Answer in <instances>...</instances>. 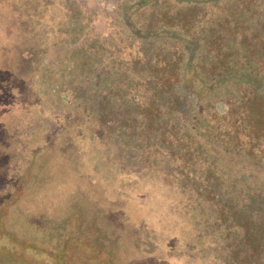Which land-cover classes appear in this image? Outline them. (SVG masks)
<instances>
[{"label":"rangeland","instance_id":"obj_1","mask_svg":"<svg viewBox=\"0 0 264 264\" xmlns=\"http://www.w3.org/2000/svg\"><path fill=\"white\" fill-rule=\"evenodd\" d=\"M207 1L214 0H141V4L148 5L132 14L131 21L136 26L131 22L129 25L138 34L146 22L157 30L172 27L183 34L177 19L151 23L152 12L203 18L196 24L202 28L211 16L222 20L230 6L235 10L243 8L240 0H215L216 5ZM132 2L0 0V264H105L107 258V264H225V237L212 213L214 208L201 199L205 198L203 195L195 196L192 183L185 187L186 177L201 183L200 172L207 164L198 163L196 168L188 169L185 161L195 162L199 156L196 145L201 144L204 150L197 134L205 131L199 132L198 127L189 134L184 145L187 142L189 150L195 152L192 158H180L141 144L140 125L132 134L129 129L114 128L110 113L96 111L92 101L77 97L81 92L85 96L99 94V88L91 89L89 84L93 80L91 71L101 67L95 69L94 65L89 73L76 64L79 59H87L83 51L93 52L96 41L104 43L100 44L105 48L101 60L108 62L106 71L110 74H122L126 67L131 69L133 60L143 62V52L150 50L131 38L121 18L124 8ZM262 2L255 0L247 9L256 10L252 7ZM252 12L245 13L246 21ZM167 14L159 17L168 18ZM250 18L252 25L257 18ZM183 27L186 31L190 25ZM195 30L192 27L188 35ZM241 33L242 29H233L225 39L237 45ZM250 33V29L243 33L248 41L233 52L235 58L258 60L257 52L251 51L254 40ZM258 35L264 42V35ZM155 38L148 53L157 62V53L170 52L177 40ZM81 49V57L71 56V51ZM201 51L202 48L197 49L195 57L188 59L191 64L186 67V82L196 76ZM250 64L243 66L239 76H232L235 82L226 86L228 92L208 99L212 113H223L224 101L242 94L243 89L237 92L242 81L247 79L248 83L262 77L261 71L252 69ZM212 73L210 69L208 74L202 72L209 78L222 75ZM146 74L132 75L139 82L136 98L146 92ZM111 84L115 95L121 84ZM255 89L260 98L264 97V88L255 85ZM101 95L104 97L105 93ZM241 106L246 107L247 102ZM199 110L205 113L201 104ZM173 116L178 126L184 124L182 117ZM205 155L200 156L206 162L214 157ZM237 161H241L235 173L241 177L237 184L239 195L247 187L252 193L259 191L260 186L264 189L263 166H252L250 171V166L241 165L248 161L240 157ZM37 219L49 226L37 229ZM67 219L75 227L80 223L86 226L88 234L80 226V232L74 230L72 223L67 232L60 231L58 227L63 229ZM96 241L99 250L93 247ZM83 255L91 260H85Z\"/></svg>","mask_w":264,"mask_h":264},{"label":"trees","instance_id":"obj_2","mask_svg":"<svg viewBox=\"0 0 264 264\" xmlns=\"http://www.w3.org/2000/svg\"><path fill=\"white\" fill-rule=\"evenodd\" d=\"M131 1L133 2L124 8L121 15L129 29L128 32L131 38L139 40L143 47L145 46L150 50L152 47L148 46H151L150 44L157 36H165V39L169 40L175 39L177 45L170 52L169 50L158 52L157 62L150 59L152 56L148 53L149 50L147 53L143 52V62L133 60L131 69L126 67V71L122 74H119L121 72L110 74L106 71L108 62H102L101 60L104 57L103 49H105L100 45L103 42L96 41L92 47L93 52L84 49L83 54L87 56V59H79L76 64L81 68L83 67L85 72L89 71V73L94 65L95 69L101 67L100 70L91 71L93 80L90 84L86 81L91 89L99 88V94L88 93L85 96V93L81 92V95L79 94L77 97L81 101H92V107L96 108V111L103 114L110 113L112 119L115 120L114 128L121 127L122 131L129 129L131 130L129 134H132L140 125L141 138H143L141 144L146 147L151 146L156 151L176 154L180 158L188 156L192 158V154L195 152L189 150L188 147L191 146L187 145V142L184 145L189 134L192 135L198 127L200 128L199 132L205 131V133L197 134V137L200 142L203 141L204 150L206 151L201 149V144H195V150L198 151L199 156L193 163L192 160L187 159L185 161V166H188V169H193L198 163L207 164L206 168H202L204 171L200 172L201 183L195 181L193 177H186L187 184H185V187L190 186L192 183L191 190L195 196L200 197L203 195L202 197L205 198L201 199L209 201L211 207L214 208L212 213L215 219L219 221L220 229L223 231L222 235L225 237L223 244V248L226 250L225 264H264V189L260 186L259 191L255 193L256 190H253L252 193L250 188L247 187V191L245 190L240 196L237 192V184L240 182L241 177L235 174L241 162L237 161V157L248 161L247 165L246 163L241 165L250 166V171L253 170L252 166H257L258 169L263 166L261 170L264 171V145H262L264 143V97L260 98L259 92L255 89V85L264 88V42L261 37H257L260 33L264 35V0L252 7L256 10L247 9L251 3L254 4L255 0H240L243 8L235 10L230 6L228 10H225L222 20L211 16L207 25L202 28H197L196 24L198 21L201 23L203 18L198 20V18H192L187 14L180 15V13L171 15L170 13L167 14L168 11L152 12L151 23L159 22L162 24L172 18L177 19L182 26L183 34H178L172 27L157 30L147 22L144 24L145 26L141 27V33L138 34L134 31V28H131L129 22L136 26L131 21L132 14L148 4H141V0ZM207 2L213 5L217 3L215 0ZM139 4L141 6L137 7L136 5ZM260 5L261 8L259 9ZM129 8L132 9L125 16L124 13ZM249 11L253 12L248 15V21H246L245 17L247 15L245 13L247 14ZM161 13H166L168 18L165 17L166 19L161 20L164 17ZM257 15L259 18L256 17ZM250 16L253 17L252 19L257 18L252 25L249 23ZM238 17H240V21ZM242 20L246 21L244 22L245 25L241 24ZM186 24H189L190 28L185 31L183 25ZM260 26L261 29L259 30ZM192 27L196 28L197 31L195 30V33L188 35ZM236 28L238 30L242 29V33L239 34L241 41L237 45L225 39L226 34ZM247 29L252 31L249 35L254 40L253 43H250L252 46L251 51L258 54V60L253 61L260 65L258 68L253 62H248L242 57L235 58L233 55V52L242 45L243 41H248L243 34ZM153 37L154 40L151 41ZM205 45L210 46V48H207L210 53H208V50H203V48L206 49ZM199 48H202V51L201 55L199 54V66L197 64L198 71L195 78L186 82V67L191 64L188 63V59L190 57L193 59ZM87 51L89 53H86ZM261 51L263 52L261 53ZM70 54L71 56L73 54V58H76L77 54L81 57L82 49L76 53L71 51ZM246 62L251 63L249 66L252 69L254 67L260 70L262 77L249 78L251 81H248V83L246 82L247 79L244 82L242 81L240 83L242 86L237 91L241 93L243 89L242 94H235L236 96L233 95L229 101H224L225 109L223 113H212L211 108L207 106L208 99L220 92H228L226 86L234 84L235 81H233L232 76H239L242 73L243 66L247 65ZM209 69L213 72L212 74L219 72L222 75L209 78L202 74V72L208 74ZM141 72L147 73L144 80L146 92L143 96H139L140 98H136L135 96L139 95L137 89L139 82L132 75ZM110 79L117 84H121L119 90L114 93L115 95L111 93L110 85L113 82ZM224 87L226 88L223 89ZM101 93H105V96L103 97ZM234 96L235 98H233ZM245 101L247 106H241V103ZM200 104L205 113H199ZM105 108L107 109L105 110ZM172 114L173 117H182L185 120L184 124L178 126L176 121L172 119ZM204 124L205 127H202ZM122 134L126 133L122 132ZM218 152H221L224 156H218L220 155ZM205 153H209L211 154L210 157H214L206 162L207 159H202L200 156L205 155ZM199 157H201L200 160H198ZM243 170L245 169L243 168ZM242 181H245V179ZM77 216L80 218L79 215ZM76 219L78 218L76 217ZM37 221L40 222L37 229L40 226L45 228L48 225L47 222L43 223L40 219H37ZM70 223L72 222L67 219L62 224L64 228L58 227L59 230L67 232L71 226ZM79 226L82 231L88 234L86 226H82L81 223ZM79 226L75 227L74 225V228H76L74 230L80 232ZM97 241L93 244V247L95 246L99 250L100 246H97ZM61 244L62 247L65 245L64 239H62ZM82 258L88 261L91 260L86 259L88 257L85 258L84 255ZM107 262L108 258L105 259V264ZM88 264H93V262H88Z\"/></svg>","mask_w":264,"mask_h":264}]
</instances>
